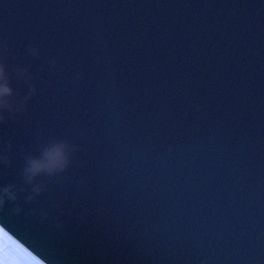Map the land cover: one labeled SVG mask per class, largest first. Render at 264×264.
Wrapping results in <instances>:
<instances>
[{"label": "water", "instance_id": "95a60500", "mask_svg": "<svg viewBox=\"0 0 264 264\" xmlns=\"http://www.w3.org/2000/svg\"><path fill=\"white\" fill-rule=\"evenodd\" d=\"M0 40L36 89L0 226L43 264H264V0H0ZM53 140L68 168L26 183Z\"/></svg>", "mask_w": 264, "mask_h": 264}, {"label": "clouds", "instance_id": "9594fccd", "mask_svg": "<svg viewBox=\"0 0 264 264\" xmlns=\"http://www.w3.org/2000/svg\"><path fill=\"white\" fill-rule=\"evenodd\" d=\"M6 50V42L0 40V123L7 119L6 114L14 115L26 106L27 100L36 92L35 87L32 88L29 96L17 99V94L12 86L9 66L3 57V51ZM33 55L39 56V49L30 48ZM54 64V60H50ZM23 75V73H21ZM2 144V141H0ZM11 144H8L7 151L10 152ZM76 151V146L63 140H53L49 142L39 156H30L24 167L23 175L25 182L33 184L35 179L42 173L54 175L57 172L66 170L71 163V155ZM8 156L5 150L0 148V163H7ZM44 190L42 185L35 184L33 192L39 194ZM31 198V197H30ZM17 195L12 185L0 186V206H3L6 200H16ZM22 209L17 207L14 212L20 213ZM46 215V213L44 214ZM14 239L15 236L11 234ZM6 238L3 232H0V264H37V260L29 251H25L20 244L8 243L7 259L5 253ZM31 252H33L31 250ZM34 253V252H33Z\"/></svg>", "mask_w": 264, "mask_h": 264}, {"label": "snow or ice", "instance_id": "6c2138e0", "mask_svg": "<svg viewBox=\"0 0 264 264\" xmlns=\"http://www.w3.org/2000/svg\"><path fill=\"white\" fill-rule=\"evenodd\" d=\"M0 232H3V234L6 238V246H5L6 259H7V252H8V246L7 245L9 242H11L14 245L20 244V246L23 247L25 251H29V248L25 247L22 243L19 242V240L13 238V236L10 234L11 232L5 226H3V225L0 226ZM29 254L33 255L34 259L37 260V264H43V261L38 258V255L34 254L31 251H29Z\"/></svg>", "mask_w": 264, "mask_h": 264}]
</instances>
